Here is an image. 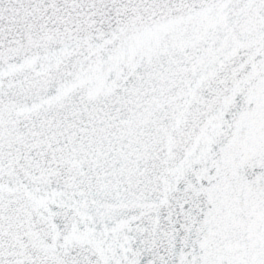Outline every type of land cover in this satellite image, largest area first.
<instances>
[{
	"label": "snow or ice",
	"instance_id": "1",
	"mask_svg": "<svg viewBox=\"0 0 264 264\" xmlns=\"http://www.w3.org/2000/svg\"><path fill=\"white\" fill-rule=\"evenodd\" d=\"M0 264H264V0H0Z\"/></svg>",
	"mask_w": 264,
	"mask_h": 264
}]
</instances>
